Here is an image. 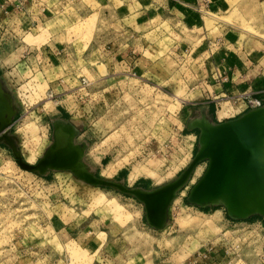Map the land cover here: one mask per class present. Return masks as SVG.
<instances>
[{
    "label": "rangeland",
    "instance_id": "obj_1",
    "mask_svg": "<svg viewBox=\"0 0 264 264\" xmlns=\"http://www.w3.org/2000/svg\"><path fill=\"white\" fill-rule=\"evenodd\" d=\"M106 1L116 9L120 3L25 0L22 13L10 18L9 27L17 34L3 47L9 54H0V82H6L2 88L15 111L4 131L11 143L0 138V264H65L63 259L72 249L65 247L55 230L66 223L90 231L86 248L100 255L103 264H199L206 259L187 261L205 248L223 256V264H264L263 215L232 218L222 203L197 205L188 200V190L202 174L206 159L198 161L176 189L160 227L146 221L143 203L133 194L86 182L76 171L79 161L90 176L149 190L175 178L198 145L199 129L191 126L201 117L193 103L195 79L188 69L189 58L174 54L171 45L175 41L200 45L203 37L195 36L201 35L200 25L195 24L192 39L150 37V51L143 53L150 60L146 68L140 63L137 67V60L110 67L87 45L93 42L96 21V14L89 12ZM209 2L202 7L205 30L216 26L226 43L244 48L252 57L261 48L259 59L264 65V0ZM160 26L168 31L170 24ZM182 31L188 32L184 26ZM111 42L104 39L103 51ZM26 45L55 49L46 59L49 70L19 66L18 55ZM56 104L69 111L73 124L57 122L73 132L69 141L81 150L80 159L73 165L65 160L71 169H21L13 153L36 162L52 142ZM220 105L218 116L233 113L229 102ZM208 116L209 120L204 118L213 120ZM189 131L195 135L193 144ZM54 138L59 139L57 131ZM81 143L83 148L77 145ZM258 224L262 229L256 228Z\"/></svg>",
    "mask_w": 264,
    "mask_h": 264
},
{
    "label": "crops",
    "instance_id": "obj_2",
    "mask_svg": "<svg viewBox=\"0 0 264 264\" xmlns=\"http://www.w3.org/2000/svg\"><path fill=\"white\" fill-rule=\"evenodd\" d=\"M24 5L25 0H0V54H9L7 49H5L6 52L2 51L3 47L8 39L11 37L15 39L13 35L17 34L16 31H13V34L9 27L10 18L13 17V13L18 11L21 14L20 10L25 8ZM209 5H211L209 0H120L116 9L113 3L106 1V4H102L100 8L89 12L96 14V21L91 34L93 42L86 44L89 45V49L99 61L111 63L110 67L119 62L128 66V64H133L134 60L138 61L136 62L137 67L138 63L145 67L150 64V60L143 54L145 50L150 51V37L160 39L164 35L170 37L177 35L183 39L182 35H187L192 39L190 35L193 33V28L196 27L195 24L198 23L201 35L197 33L195 36L203 37L200 45L192 47L193 44L190 41H175L171 45V51L183 59L189 58L188 69L195 79L194 88L197 89L196 99L193 103L197 104L199 115L206 119L210 115V118H213L211 121H221L223 117L233 118L244 110L239 99L240 94L247 93L252 97L259 98L264 105V65L260 64L259 59L263 50L258 48V56L252 57L250 52L244 48L234 47V43H226L223 36H219L220 29H216V26L205 30L203 27L204 18L201 15L204 12L202 7ZM104 10H106L105 13ZM99 20L102 22L100 23ZM33 21L36 22V20ZM35 22H30L32 27ZM164 22L170 24L168 31L160 26ZM171 25L173 26L171 27ZM182 26L187 29L186 34L182 31ZM106 36L113 42L109 44L108 50L103 51ZM55 52L54 48L48 46L26 45L18 55V64L20 67H27L32 71L37 69L40 72L39 69L43 66H47L46 69L49 70L50 63L46 62V59ZM94 77L97 78L96 75ZM49 84L51 85V81ZM3 85L6 86V84ZM51 93L55 95V92ZM222 102H229L230 111L233 110V113L226 117L218 116L217 105L220 109ZM56 105L53 113H56L57 119L68 120L73 124L66 106ZM186 134L191 135V144H193L195 135L191 131ZM257 226H259L256 227L257 229H262L260 224ZM55 231L56 236L65 247L73 250V252L72 250L68 252L63 259L65 264H69L70 261V264H103L100 255L97 256L86 248L89 230L66 223L56 227ZM204 250L205 252H200L196 256H190L187 262L195 263L200 257L206 260L199 264H223L226 261L223 256L219 257L218 252L216 253L214 249L213 251L209 248Z\"/></svg>",
    "mask_w": 264,
    "mask_h": 264
},
{
    "label": "water",
    "instance_id": "obj_3",
    "mask_svg": "<svg viewBox=\"0 0 264 264\" xmlns=\"http://www.w3.org/2000/svg\"><path fill=\"white\" fill-rule=\"evenodd\" d=\"M0 88L10 102V96L3 90L1 82ZM263 109L264 105L250 108L236 117L216 123L209 121L208 124L197 126L198 145L188 164L175 178L155 188L140 190L139 187H126L104 178L90 176V179H86L77 175L86 182L111 185L133 194L143 203L146 221L151 226L160 227L164 223L166 208L176 189L184 183L194 165L206 159L202 174L188 190L189 201L205 205L214 200H221L227 214L232 218H244L253 213L264 216V164L260 160V145L264 136V124L261 123L260 115ZM14 111L13 108L11 115ZM11 115L7 121L0 123V138L6 139L9 143L10 139L4 131L10 124ZM59 120L55 119L52 122L54 127L52 142L47 145L36 162H27L17 152L13 153L18 167L39 171L42 168L45 170L50 163L54 164V168L62 166L58 161L65 157L66 151L61 152V148H65L66 145L56 146L58 142H55L54 134L57 131L60 140L62 135L71 132V129L63 128L57 122ZM77 145L83 148L84 144ZM62 167L71 169L68 165Z\"/></svg>",
    "mask_w": 264,
    "mask_h": 264
},
{
    "label": "bare ground",
    "instance_id": "obj_4",
    "mask_svg": "<svg viewBox=\"0 0 264 264\" xmlns=\"http://www.w3.org/2000/svg\"><path fill=\"white\" fill-rule=\"evenodd\" d=\"M9 104L10 103H9L8 97L3 94V92H2V90L0 88V123H3L5 121H7L9 119L12 111H13L12 108H11V106ZM260 120H261V123L264 124V109L262 110V113L260 115ZM204 123L208 124L209 121L206 120L204 118V116H201V117L197 118L195 121L191 122V126L192 127H194V126H200V125H202ZM63 128H66V125H63ZM63 135H62V138L60 140L59 139H56V142L59 143V144L57 143L56 146L59 145L60 147H62L65 144L66 147L65 148L62 147L61 148L62 149L61 152H65L66 151V155H65V157H61L60 158V161H58V163H59V165L65 166V165H67V163H66L65 160L68 159L69 160V165H71V164L73 165L74 160L76 158H79L80 159V157H81V150L80 149H77V147L69 141V136L72 135L71 132H69V133L67 132V133H65ZM260 149H261L260 160L264 164V136L262 138V143L260 145ZM74 150H75L76 153L73 152ZM74 165H76V163ZM53 166H54V164L50 163L48 165V167H46V168L53 167ZM74 167L76 168V171H78L79 173L82 174L83 177H85L86 179H90L89 178L90 175L85 170H83L82 168H80L79 161H78V166L76 165ZM43 170H44L43 168L42 169H39V171H43ZM219 202L222 203L221 200H214L211 203L215 204V203H219Z\"/></svg>",
    "mask_w": 264,
    "mask_h": 264
},
{
    "label": "built area",
    "instance_id": "obj_5",
    "mask_svg": "<svg viewBox=\"0 0 264 264\" xmlns=\"http://www.w3.org/2000/svg\"><path fill=\"white\" fill-rule=\"evenodd\" d=\"M239 99L242 102L244 109L255 108V107L263 105L259 98L252 97L248 95L247 93L240 94Z\"/></svg>",
    "mask_w": 264,
    "mask_h": 264
},
{
    "label": "trees",
    "instance_id": "obj_6",
    "mask_svg": "<svg viewBox=\"0 0 264 264\" xmlns=\"http://www.w3.org/2000/svg\"><path fill=\"white\" fill-rule=\"evenodd\" d=\"M120 171H122V170H120ZM147 181V180H146Z\"/></svg>",
    "mask_w": 264,
    "mask_h": 264
}]
</instances>
